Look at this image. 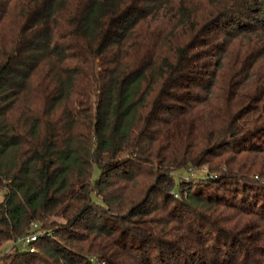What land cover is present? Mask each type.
<instances>
[{
    "label": "trees",
    "instance_id": "trees-1",
    "mask_svg": "<svg viewBox=\"0 0 264 264\" xmlns=\"http://www.w3.org/2000/svg\"><path fill=\"white\" fill-rule=\"evenodd\" d=\"M42 230L3 264H264V0H0V248Z\"/></svg>",
    "mask_w": 264,
    "mask_h": 264
},
{
    "label": "rangeland",
    "instance_id": "rangeland-1",
    "mask_svg": "<svg viewBox=\"0 0 264 264\" xmlns=\"http://www.w3.org/2000/svg\"><path fill=\"white\" fill-rule=\"evenodd\" d=\"M99 175L98 171L95 172L94 177L97 178ZM176 175V174H174ZM179 176H185L186 177V182H191V180H198L199 178H212L213 175L210 174V167L209 165H204L198 168H193L190 171V168L187 171H182L179 174H177ZM254 179L259 180V176L255 175ZM261 180V179H260ZM254 193V192H253ZM48 230H42L41 233L43 235H48ZM44 236V237H45ZM49 236V235H48ZM43 238V237H42ZM18 248L15 244V242H9L6 244H3L2 247L0 248V264H3L4 261H6V259L9 256H13L17 253ZM36 248L34 249L33 252L31 253H35Z\"/></svg>",
    "mask_w": 264,
    "mask_h": 264
},
{
    "label": "built area",
    "instance_id": "built-area-1",
    "mask_svg": "<svg viewBox=\"0 0 264 264\" xmlns=\"http://www.w3.org/2000/svg\"><path fill=\"white\" fill-rule=\"evenodd\" d=\"M33 226V225H32ZM37 227V225L34 226ZM45 235H43L41 233V231L39 232H35L34 234H28L27 236L24 237H20L18 238V240L15 242L16 246L21 248L22 250L28 251V252H33L34 251V247L33 244L38 241L40 238L44 237ZM18 248V249H19Z\"/></svg>",
    "mask_w": 264,
    "mask_h": 264
}]
</instances>
